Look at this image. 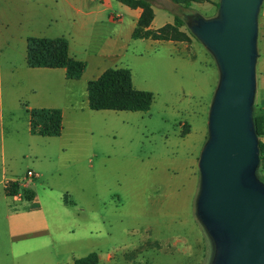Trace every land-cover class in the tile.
I'll list each match as a JSON object with an SVG mask.
<instances>
[{
	"label": "rangeland",
	"instance_id": "obj_1",
	"mask_svg": "<svg viewBox=\"0 0 264 264\" xmlns=\"http://www.w3.org/2000/svg\"><path fill=\"white\" fill-rule=\"evenodd\" d=\"M81 1L0 0V174L7 167L30 183L35 176L27 177L28 168L39 163L30 188L46 200L55 225L48 245L11 242L5 213L12 197L0 188V264H75L92 252L96 264H212L214 241L198 215L199 158L220 69L187 22L192 15L217 16L220 0L197 11L173 0L183 25L165 31L198 43L203 52L194 48V61L180 55L187 54L183 49L147 42H134L119 60L105 58L107 67L116 62L133 70L135 85L153 93L147 111L89 107L96 49L81 53L90 69L81 79L27 65L29 37L72 41ZM257 48L253 107L264 116V51ZM48 105L64 109L61 135L31 134L27 108Z\"/></svg>",
	"mask_w": 264,
	"mask_h": 264
},
{
	"label": "water",
	"instance_id": "obj_2",
	"mask_svg": "<svg viewBox=\"0 0 264 264\" xmlns=\"http://www.w3.org/2000/svg\"><path fill=\"white\" fill-rule=\"evenodd\" d=\"M262 2L220 0L217 16L187 22L220 69L199 158L198 215L214 241L212 264H264V180L257 175L253 107Z\"/></svg>",
	"mask_w": 264,
	"mask_h": 264
},
{
	"label": "crops",
	"instance_id": "obj_3",
	"mask_svg": "<svg viewBox=\"0 0 264 264\" xmlns=\"http://www.w3.org/2000/svg\"><path fill=\"white\" fill-rule=\"evenodd\" d=\"M149 1L154 10V18L150 25L151 29L158 30L166 26L167 24L174 23L176 14L173 12V0ZM188 1L190 2V5L187 7L194 9L196 6H200L204 3L211 4L210 0ZM81 4L84 8L77 9L78 17L74 21L75 34L72 38V41H69V52L72 56L84 61V58H82L81 53H86L88 50L95 51L96 49V54L99 55V57L96 55L98 59L93 61L92 64H94V66L91 69V71L93 70V73H95V76H93L94 78L99 77L108 68H120L118 67L116 62H114V67H107L104 62H106L107 58L119 60L120 56L122 57L126 55L129 47L136 44L134 42H147L148 44L156 45H171L174 52H182V49L183 51H187V54L180 55L186 60L192 61L196 59V53L193 49L198 48V51L199 49L200 51H202L199 45H197L198 43L193 39L181 40L173 38H134L132 33L135 27L137 26L140 16L143 13L142 7L132 8L124 4L120 0H82ZM176 4L180 6L179 3ZM257 44H261L262 49L264 51V2L260 12ZM189 50H191V52ZM170 53H172V50L170 51ZM86 63V69L84 70L81 77H83L87 72L90 71L89 62L86 61ZM30 68L37 70V72L40 74H45L47 72L54 73L60 69V72L64 73L65 75V68ZM131 72L133 85L135 88H138L134 83L133 70H131ZM196 82L197 84L199 83L198 79H196ZM39 107L59 106L48 105ZM61 109L63 111L64 121V109ZM191 131L192 127L190 126V130L187 131L185 135L189 134ZM31 169L35 171V179L32 180L30 183H26L24 181V178L19 177L16 172L9 170L7 167H4L0 174V188L2 189V192L4 194L3 196L12 197L7 202V211L5 213L8 237L11 242L20 243V247H25L28 244L36 241H38V245L40 243L41 245H48L50 244V239H53L55 235V225L53 222L50 221L45 207L46 200L39 193L34 192L30 188V186H32V183L36 182L40 175L39 163L33 162V165L28 168V171ZM27 177L29 178L28 175ZM14 181L18 182L19 184L18 193L15 195H9L6 193L5 187ZM24 186H26L27 189L31 190L32 193L29 196L24 195ZM60 194H63V192H61ZM60 197H62V195H60ZM46 199L48 200V196L46 197ZM63 203L64 205H66L67 202L63 201ZM56 226L57 229H59L58 225ZM54 262L55 264L58 263L57 260H54Z\"/></svg>",
	"mask_w": 264,
	"mask_h": 264
},
{
	"label": "trees",
	"instance_id": "obj_4",
	"mask_svg": "<svg viewBox=\"0 0 264 264\" xmlns=\"http://www.w3.org/2000/svg\"><path fill=\"white\" fill-rule=\"evenodd\" d=\"M124 4L135 8L142 7L137 26L132 35L134 38L152 39H181L170 36L166 29L180 32L183 21L175 16L173 24L154 30L150 28L154 18V10L149 0H120ZM187 6L188 0H176ZM220 3V2H219ZM218 3V7H219ZM197 15H192L195 17ZM193 33V32H192ZM194 34V33H193ZM195 35V34H194ZM196 36V35H195ZM186 37V36H185ZM26 63L30 67L65 68V75L70 79H79L86 69V62L72 56L69 52V41L65 36L54 38L31 36L27 39ZM89 107L94 110H129L147 111L150 109L154 96L149 90L135 88L132 81L130 68H108L99 77L91 79L87 84ZM29 112L30 132L41 136H59L63 130V111L60 107H32ZM254 122L259 137V153L264 150V116L254 115ZM260 178L264 176L257 170ZM18 182L14 181L5 187L9 195L18 193ZM98 254L92 252L89 255L78 258L75 264H96Z\"/></svg>",
	"mask_w": 264,
	"mask_h": 264
},
{
	"label": "built area",
	"instance_id": "obj_5",
	"mask_svg": "<svg viewBox=\"0 0 264 264\" xmlns=\"http://www.w3.org/2000/svg\"><path fill=\"white\" fill-rule=\"evenodd\" d=\"M262 140L264 142V135H263ZM259 158H260V160H259V165H258V169L257 170H259L261 172V175L264 176V150H263L261 155L259 153ZM27 175L29 177H33L34 176V171L33 170H29L27 172Z\"/></svg>",
	"mask_w": 264,
	"mask_h": 264
}]
</instances>
